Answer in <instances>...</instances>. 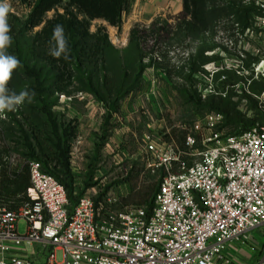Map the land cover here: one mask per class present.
Wrapping results in <instances>:
<instances>
[{"label":"rangeland","instance_id":"rangeland-1","mask_svg":"<svg viewBox=\"0 0 264 264\" xmlns=\"http://www.w3.org/2000/svg\"><path fill=\"white\" fill-rule=\"evenodd\" d=\"M250 1L257 6L258 0H244L243 3L249 4ZM4 2L10 5L7 22L12 27L26 22L32 6L21 4L19 0H0V3ZM60 12L63 10L60 9ZM183 12L184 0H133L123 13L120 26L104 20L92 21L91 33L102 29V33L108 36L109 46L103 57L107 62V71L112 76H118L120 82L125 79L126 85L116 101L102 103L94 94L80 91L78 85L66 87L69 84L65 81L47 99V102L56 104L52 113L60 124L64 128L74 124L76 131V137L71 143L69 177L61 174L62 170L56 162L49 167L60 180L70 184L72 196L91 197L96 201L102 199L103 202L110 200L112 204L122 205V209L148 208L160 179L166 173L157 167V158L147 154L148 138L158 145L166 142L179 151H188L186 142L185 149H182L183 140L179 144L178 139L182 136L187 139L189 135L195 134L197 123L205 127L203 124L208 116L221 114L202 110L199 105L207 104L209 96L219 93L216 87L227 76L233 78L231 89L236 96L232 100L239 104L242 114L251 105V102L237 97L242 91L258 103L257 96L264 92V84L254 72L256 64L264 58V29L260 27L259 16L251 17L248 21L249 28L243 27V23L237 24V17L234 16L229 18L231 21L224 19L215 28L217 30L196 37H175L171 33L169 39L160 42H156L151 34L145 35V41L131 39L134 28L138 31L149 30L156 22L159 25L167 23L175 32L176 24L184 21ZM54 15L55 11H51L47 18L51 19ZM16 17L19 21L15 20ZM189 20L190 17L187 18L188 22ZM193 24L191 21V26ZM230 25H233L235 36H230L226 29ZM40 28L41 26L36 27L29 32L22 43H27L30 36ZM240 28H245L242 34L238 33ZM25 56L18 59L21 62L19 68L26 61ZM242 60L245 61L246 68H243ZM25 63L33 66V62ZM193 70L198 71L193 73ZM17 75L19 83L15 76L9 82H12L15 92H21L25 90L27 82L20 81V73ZM188 79L192 80L193 87L190 82L187 83ZM52 90L51 88L49 94ZM183 90L192 92L183 96ZM67 91L72 92L71 96H67ZM194 91L201 97L197 105L195 101L189 102L191 98L196 100L192 95ZM111 103L114 105L111 106ZM5 112L0 114V118L4 117ZM12 112L15 113V110ZM246 116H252L251 112H247ZM217 130L226 135L239 134L225 126L224 116ZM201 149L202 146L195 147L196 152ZM182 156L186 157L184 153ZM197 158L198 156L194 159ZM171 171L178 172L179 169L175 167ZM74 188L77 195L73 194ZM150 188L153 189L147 203L138 204L141 196ZM18 228L21 234H25L28 229L26 220H20ZM255 232L261 235H253V242L244 245L245 252L238 256L235 254L242 264H255L262 257L264 233Z\"/></svg>","mask_w":264,"mask_h":264},{"label":"built area","instance_id":"built-area-1","mask_svg":"<svg viewBox=\"0 0 264 264\" xmlns=\"http://www.w3.org/2000/svg\"><path fill=\"white\" fill-rule=\"evenodd\" d=\"M256 4L264 29V0ZM254 72L264 83V58ZM257 99L264 115V92ZM222 119L213 114L205 127L197 123L188 151L147 139V154L166 172L150 212L91 197L70 206L64 185L29 162L32 201L16 211L0 208V264H242L229 248L264 233V125L226 135L217 130ZM261 251L256 264H264Z\"/></svg>","mask_w":264,"mask_h":264},{"label":"trees","instance_id":"trees-1","mask_svg":"<svg viewBox=\"0 0 264 264\" xmlns=\"http://www.w3.org/2000/svg\"><path fill=\"white\" fill-rule=\"evenodd\" d=\"M132 1L19 0L21 4L26 3L32 6V10L26 22L20 26L12 27L8 23L11 27L9 35L12 37V42L5 51L7 55L15 56L17 59L26 55L25 60L33 62V66H30L24 61L20 68L17 67L13 70L11 78L15 76L16 82H18L17 73H20V81L27 82L25 90L30 95L32 93L35 95L31 102L26 99V103H23L21 108L15 109V113L12 112L13 110L7 111L4 117L0 118V208L16 211L24 204L32 201L29 168L31 161L40 162L48 174L53 175L64 185L70 206H75L83 198L72 196L70 184L63 182L50 171V165L56 162L62 170L61 174L66 178L69 177L71 143L76 137V131L73 127L74 124L65 128L63 124H60L57 117L52 113L56 104L47 102V99L53 95V91L57 90L58 85L65 81L69 84L66 87L78 85L80 91L94 94L102 103L118 99L126 85L125 79L120 82L118 76H112L107 71V62L103 60V57H105V50L109 46L108 36L104 32L102 33V29L91 33L90 26L94 20H104L112 25L120 26L122 15L128 10ZM238 1L237 3L224 0H184V12L182 14L184 21L176 24L175 32L167 23L159 25L156 22L149 30L138 31L134 28L131 31V39L145 41V35L151 34L156 42H160V40L169 39L171 33L175 37H180V35L185 38L196 37L214 30L224 19L231 21L229 18L234 16L237 17V24L243 23V27L249 28L248 21L255 15L260 16L261 12L254 2L250 1L249 4H244V0ZM60 9L63 10L62 13ZM51 11H55V15L48 19L47 14ZM188 17H190V22L187 21ZM15 20L19 21L17 17ZM191 21L194 22L192 26ZM56 25H62L64 29L68 48L67 55L69 56L67 60L64 59L63 54L60 58L50 54V50L56 44L53 39ZM40 26V30L30 36L27 43H22L29 32ZM226 29L230 36L236 35L233 32V25ZM244 29L240 28L238 33L242 34ZM235 40L237 42L238 38ZM138 50L140 51L139 47ZM244 62L242 60L243 68H246ZM196 71L198 70L192 72L196 73ZM75 74L78 76L75 77ZM189 82L191 83L190 86L193 87L194 84L191 79L187 80V83ZM7 84L9 85V87L6 85L9 92H15L12 82ZM233 84V78L227 76V79L216 87L219 93L209 96L208 103L199 105V107L202 110L206 109L223 114L225 126L231 131H238L239 134L245 133L257 125H264V115L258 110V103L245 91H242L237 97L251 102V105L245 114L240 112L239 104L232 100L236 96L234 90L231 89ZM66 87L64 91H66ZM51 88L53 90L49 94ZM191 92L183 90L182 95H190ZM15 93L19 94L20 92ZM223 93L226 94L223 95ZM71 94L72 92L67 91V96H71ZM192 95L196 97V100L191 98L189 102L195 101V105H197L201 97L197 91H194ZM112 105L114 103H111ZM249 111L252 116L247 117ZM181 139L183 140L181 147L185 149L186 138L185 136L180 137L178 139L179 144ZM181 161L186 162L188 166L192 165V160L187 157L181 156ZM175 167L178 169L179 164H174ZM174 168L172 169L174 170ZM159 169L164 170L161 167ZM160 182L161 179L157 191L150 205H148L147 210L149 212L153 207ZM152 189L150 188L141 196L138 204L147 203ZM73 194L77 195L75 188ZM97 201H102V199ZM126 202L128 203L127 199ZM111 206L117 210L124 208L122 205L117 206L116 203L111 204Z\"/></svg>","mask_w":264,"mask_h":264},{"label":"clouds","instance_id":"clouds-1","mask_svg":"<svg viewBox=\"0 0 264 264\" xmlns=\"http://www.w3.org/2000/svg\"><path fill=\"white\" fill-rule=\"evenodd\" d=\"M10 11V5L7 2L0 3V114L5 110H15L17 106L22 105L27 99L31 102L32 97L27 90L21 91L19 94L9 92L6 85L10 81L12 72L20 66V61L12 55L6 54V48L11 45L12 37L9 35L11 27L7 22V16ZM53 39L56 44L50 50L53 57L60 58L64 55V59H69L67 41L64 35L62 25H56L54 28Z\"/></svg>","mask_w":264,"mask_h":264},{"label":"crops","instance_id":"crops-1","mask_svg":"<svg viewBox=\"0 0 264 264\" xmlns=\"http://www.w3.org/2000/svg\"><path fill=\"white\" fill-rule=\"evenodd\" d=\"M258 233H256V232H253V234H252V239L254 240V237H253V235H257ZM259 235V234H258ZM245 246L244 245H237V246H231L230 248H229V251H230V253H231V255H233V258H235L236 259V255L238 256V255H240V253H242V252H245ZM237 253V254H236ZM236 254V255H235ZM250 257L249 258H252V255H249ZM237 261H239L240 262V260H238V259H236ZM250 261V260H249ZM257 261H258V259L255 261V264L257 263Z\"/></svg>","mask_w":264,"mask_h":264}]
</instances>
